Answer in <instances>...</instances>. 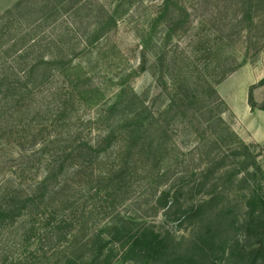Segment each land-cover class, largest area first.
Instances as JSON below:
<instances>
[{
    "label": "trees",
    "instance_id": "16d2710c",
    "mask_svg": "<svg viewBox=\"0 0 264 264\" xmlns=\"http://www.w3.org/2000/svg\"><path fill=\"white\" fill-rule=\"evenodd\" d=\"M27 1L0 15V33L32 8L41 17L33 24L37 28L57 19L69 5L67 15L72 16L87 4L29 0L33 5L24 7ZM204 1L193 0L192 13ZM231 1L240 10L241 30L264 9V0ZM175 6L176 0H161L155 14L167 36L188 30L190 13ZM19 30L7 33V40L0 37V146L17 149L9 173L0 178V264H111L116 257L137 264H264V171L226 123L227 105L215 82L186 71L166 76V83L159 74L158 82L170 92L161 108L150 112L133 92H122L116 101L104 99L89 86L87 74H71L60 56L54 61L42 53L31 56L39 42L38 30ZM257 38L264 45V24ZM174 59L166 63L167 69ZM55 66L57 71L51 70ZM46 85H53L52 90ZM251 99L249 92L247 100L253 106ZM89 109L91 114L81 117L79 113ZM173 119L178 124L170 128ZM93 126L98 134L92 135ZM190 130L196 141L186 153L167 143L168 132L183 135ZM110 144L114 146L107 154ZM193 153L196 164L208 166L206 171H189L194 158L186 154ZM178 164L184 169L176 173ZM216 169L224 171L214 176ZM140 172L155 197L153 210L177 209L179 217L198 223L185 247L145 220L130 227L116 210L114 199L121 191L115 184ZM223 176L234 192L242 193L241 204L216 191ZM184 180L186 185L172 193L159 191L163 182ZM208 183L212 189L200 192ZM183 189L191 197L185 204L179 201ZM194 193L202 194L195 200ZM97 215L100 222L92 224L91 216Z\"/></svg>",
    "mask_w": 264,
    "mask_h": 264
},
{
    "label": "rangeland",
    "instance_id": "374dc122",
    "mask_svg": "<svg viewBox=\"0 0 264 264\" xmlns=\"http://www.w3.org/2000/svg\"><path fill=\"white\" fill-rule=\"evenodd\" d=\"M20 1L23 0H0V15ZM30 1L24 7L32 6ZM35 1L40 4L43 0ZM83 1L87 4H81V9L75 15H67L72 6L69 5L66 11L58 12L57 19L41 22L37 28L33 24L41 17L32 8L25 12L26 15L22 14L9 22L0 37L7 40L10 38L7 33H15L18 29L31 34L38 30L39 42L31 56L42 53L50 61L60 56L71 74H87L91 79L89 86L95 88L104 99L116 101L122 92L126 96L133 92L138 98L144 99L150 112L161 108L166 102V93L170 92L164 91L158 82L159 74L164 78L171 74L172 78L187 71L194 77L215 82L216 90L227 105V111L223 114L226 123L238 139L249 146L248 153L260 163L264 171V45L261 46V41L258 43L260 39L257 38L260 27L264 24V9L254 13L252 25L241 30L237 24L240 10L231 0H205L195 13L190 9L193 0H176L173 9L186 8L190 13L186 24L188 30L167 36L164 25L154 20L161 0ZM108 17H112V20L109 21ZM17 23L22 24L18 26ZM63 26L66 28L64 35H60ZM100 28L103 29L102 33L94 37L95 33L100 32ZM54 39L59 41L55 43ZM173 56L174 66L167 69L166 63ZM29 60L30 58L26 62ZM53 69L57 71V66L51 70ZM56 71H52L53 82ZM167 82L169 79L166 77ZM52 88L53 85L45 87L48 91ZM249 92L253 106L247 100ZM38 96V93L34 94L35 99ZM79 114L86 118L91 110ZM169 123V127L174 128L178 120L173 119ZM92 128V135L98 134L97 127ZM87 131L90 134L89 125ZM219 133L223 134V131ZM166 139L167 143L176 145L183 153L196 141L191 130L183 135L175 131L168 132ZM113 146L110 144L105 152L109 154ZM224 147V144L220 145V148ZM16 153V148L0 146V178L9 173L8 169L13 165ZM193 154H186L187 159L194 158L190 162L189 171H206L208 166L202 161L196 164L198 157L195 154L192 156ZM101 155L104 156V152ZM175 169L176 173L181 172L183 164H178ZM221 171L224 169H216L213 175L216 176ZM184 185L185 180L177 183L167 181L161 183L159 191L169 189L172 193ZM147 187L144 172L117 181L114 188L120 190L121 195L114 199V205L120 216L132 228L138 221L145 220L157 231L168 233L182 247L188 245L198 223L195 219L179 217L177 209L153 210L151 206L155 197L150 195ZM187 189L181 191V204L191 200L187 199L191 198ZM210 189L212 183H208L200 192ZM218 190L223 191L225 198L236 204L243 202L242 193L234 192L225 176L217 180L216 191ZM201 194L194 193L192 198L196 200ZM100 218L98 215L91 216L90 221L96 224L100 222ZM238 218L241 220V213H238ZM102 234L105 236L106 233ZM116 258L111 264H137L133 260Z\"/></svg>",
    "mask_w": 264,
    "mask_h": 264
}]
</instances>
